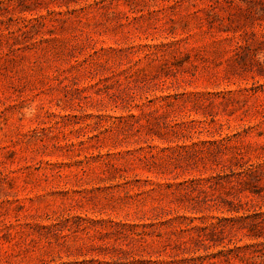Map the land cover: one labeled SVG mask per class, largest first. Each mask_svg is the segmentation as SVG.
I'll use <instances>...</instances> for the list:
<instances>
[{
	"label": "rangeland",
	"instance_id": "rangeland-1",
	"mask_svg": "<svg viewBox=\"0 0 264 264\" xmlns=\"http://www.w3.org/2000/svg\"><path fill=\"white\" fill-rule=\"evenodd\" d=\"M0 264H264V0H0Z\"/></svg>",
	"mask_w": 264,
	"mask_h": 264
}]
</instances>
